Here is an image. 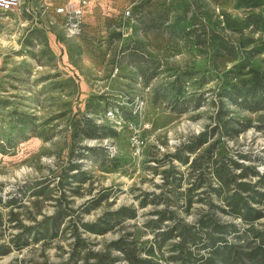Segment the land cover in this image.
<instances>
[{
  "label": "rangeland",
  "instance_id": "374dc122",
  "mask_svg": "<svg viewBox=\"0 0 264 264\" xmlns=\"http://www.w3.org/2000/svg\"><path fill=\"white\" fill-rule=\"evenodd\" d=\"M25 1L41 9V0ZM46 1L52 5H46L49 14L43 18L52 22L48 32L38 27L35 15L0 12V193L5 199L17 198L13 209L24 223L31 225L34 218L57 210L58 182L71 162L84 175L65 179L62 189L77 217L94 222L121 206L138 211L135 219L103 236L84 234L95 249L125 234L152 244L154 233L147 226L158 220L156 211H168L173 221L191 225L209 212L223 222L239 223L212 208L210 204H221L215 195L199 201L206 187L191 193L189 206L187 192L195 176L189 165L172 156L223 109L245 128L233 138L223 137L220 149L235 158L247 156L240 161L264 173V107L250 111L220 96L223 75L239 57L217 55L214 47L219 35H248L255 42L245 50L261 49L251 62L264 71V30L248 26L234 33L226 22L251 13L264 15V5L250 8L241 0H88L84 30L70 36L64 16L55 9L80 0ZM83 118L115 134L74 140L73 122ZM84 147L97 151L79 157ZM38 190L43 194L34 195ZM106 191L109 197L94 207ZM143 200L146 207L140 206ZM11 209L0 207L5 215ZM261 223L264 219L257 225ZM10 233L15 230H5L1 241H9ZM176 241L157 248L155 258L169 264L165 259ZM72 242L71 232L64 231L55 240L0 256V264L59 262Z\"/></svg>",
  "mask_w": 264,
  "mask_h": 264
},
{
  "label": "trees",
  "instance_id": "16d2710c",
  "mask_svg": "<svg viewBox=\"0 0 264 264\" xmlns=\"http://www.w3.org/2000/svg\"><path fill=\"white\" fill-rule=\"evenodd\" d=\"M241 2L250 8L264 5V0ZM226 22L227 28L234 33H242L248 26L264 30L263 13H251L241 21ZM217 37L219 40L217 39L214 44L217 55L230 56L234 60L239 57V61L223 75L220 96L227 97L246 110L262 109L264 71L253 66L251 62V59L260 54L261 49L256 46L250 51L245 50L248 45L255 42L248 35H242L240 39L220 35ZM224 111L221 109V112L216 114L212 125L189 142L182 144L172 158L189 165L190 173L195 176L187 192L189 206L193 198L191 193L206 187L207 190L198 194L199 201H205L204 196L215 195L221 204H210L212 208L239 220V223L223 222L209 212L191 225L180 220L173 221V214H168V211H156L158 220L151 221L147 226L154 233L152 244L145 245L137 240H130L132 234H125L106 243L102 248L95 249L84 234L103 236L117 224L127 219H135L138 211L134 207L121 206L114 211L105 212L94 222H84L77 217L76 210L70 206L62 189L65 186V179H78L83 174L80 172L81 166L71 162L58 182L61 192L57 210L41 220L34 218L31 225L25 224L21 214L13 209L17 205V198L5 199L0 193V207H12L6 215L0 210V256H6L13 250H22L32 244L55 240L61 232L69 230L73 242L70 244L68 256L62 261L46 264H164L155 258L156 249H162L165 243L173 240H177L171 244L173 254L165 259L169 264H264V223L257 225L264 219V173L257 165L240 161L247 160V156L238 154V158H235L224 148L220 149L223 137L233 138L245 128L244 122ZM73 123L74 140L84 137L97 139L115 134L113 130L99 126L89 118ZM217 136L219 139H215ZM83 150L79 157L92 154L97 148L84 147ZM73 153L74 150L71 155H74ZM192 156L194 157L191 158ZM71 172L76 174L71 175ZM165 179L168 181L169 175L165 176ZM41 194L43 190L34 193ZM109 195V191L100 193L99 199L93 202L94 205L91 204L94 207L98 206L99 202L107 199ZM147 205V200L140 204L141 207ZM89 207L84 208L83 212H89ZM166 221H173V224L166 226L161 232H156ZM11 229L15 230V233H10L12 235L9 241H1L3 232Z\"/></svg>",
  "mask_w": 264,
  "mask_h": 264
},
{
  "label": "built area",
  "instance_id": "2783aa9c",
  "mask_svg": "<svg viewBox=\"0 0 264 264\" xmlns=\"http://www.w3.org/2000/svg\"><path fill=\"white\" fill-rule=\"evenodd\" d=\"M88 7V0H80L77 4H69L59 6L55 9V13L65 18V25L70 36H78L82 33L84 25V16ZM21 10L25 14L35 15L37 25L40 29L48 32L52 24L43 21L45 15L48 16L49 10L46 6H41V9L36 10L34 5L23 0H0V12H12ZM130 12H127L129 15Z\"/></svg>",
  "mask_w": 264,
  "mask_h": 264
},
{
  "label": "crops",
  "instance_id": "0c3cea01",
  "mask_svg": "<svg viewBox=\"0 0 264 264\" xmlns=\"http://www.w3.org/2000/svg\"><path fill=\"white\" fill-rule=\"evenodd\" d=\"M23 1H25V0H23ZM44 1H45V2H44ZM61 1H62V0H61ZM63 1H64V2H65V1H66V2H73V1H77V0H63ZM43 2H44V3H43ZM74 3H75V2H74ZM32 4H33V3H32ZM33 5H34V4H33ZM42 5H43V6H46V5H47V6H52L51 4H48L46 0H41V1H40V6H42ZM59 6H61V5H59ZM59 6L57 5V7H59ZM57 7H56V8H57ZM46 16H47V15H45L43 18H45Z\"/></svg>",
  "mask_w": 264,
  "mask_h": 264
}]
</instances>
